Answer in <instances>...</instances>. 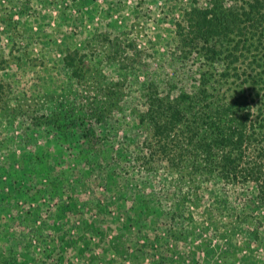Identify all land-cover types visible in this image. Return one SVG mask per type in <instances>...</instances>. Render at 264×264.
I'll return each mask as SVG.
<instances>
[{
  "label": "rangeland",
  "instance_id": "obj_1",
  "mask_svg": "<svg viewBox=\"0 0 264 264\" xmlns=\"http://www.w3.org/2000/svg\"><path fill=\"white\" fill-rule=\"evenodd\" d=\"M205 3L0 0V264H264L251 185L188 174L182 122L146 117L194 84L178 25Z\"/></svg>",
  "mask_w": 264,
  "mask_h": 264
},
{
  "label": "trees",
  "instance_id": "obj_2",
  "mask_svg": "<svg viewBox=\"0 0 264 264\" xmlns=\"http://www.w3.org/2000/svg\"><path fill=\"white\" fill-rule=\"evenodd\" d=\"M205 2L189 8L178 25V44L204 62L194 84L150 98L146 117L157 136L182 122L170 160L208 184L251 185L246 202L254 206L264 203V0ZM55 119L64 124L66 115ZM85 130L89 145L93 134Z\"/></svg>",
  "mask_w": 264,
  "mask_h": 264
}]
</instances>
